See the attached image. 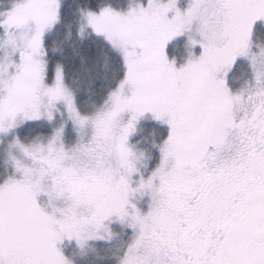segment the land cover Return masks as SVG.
Here are the masks:
<instances>
[{"label":"snow or ice","instance_id":"obj_1","mask_svg":"<svg viewBox=\"0 0 264 264\" xmlns=\"http://www.w3.org/2000/svg\"><path fill=\"white\" fill-rule=\"evenodd\" d=\"M0 264H264V0H0Z\"/></svg>","mask_w":264,"mask_h":264}]
</instances>
